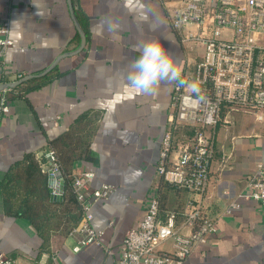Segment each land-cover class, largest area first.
Masks as SVG:
<instances>
[{
    "label": "crops",
    "instance_id": "1",
    "mask_svg": "<svg viewBox=\"0 0 264 264\" xmlns=\"http://www.w3.org/2000/svg\"><path fill=\"white\" fill-rule=\"evenodd\" d=\"M175 1L73 0L77 18L85 22V48L62 58L57 66L63 73L38 88L0 90V251L17 264H118L125 236L144 216L155 184L164 208L184 212L193 202L216 221V231L183 264H264V210L248 195L247 184L264 162V122L227 110L215 129H207L215 155L207 192L200 196L164 183L158 172L174 84L161 85L155 95L128 86L127 67L140 41L160 39L179 59L182 73L203 56L202 44H184L170 26L166 3ZM0 16L11 18L14 40L0 66V84L15 82L19 73H37L80 45L68 0H0ZM87 112L97 118L92 147L99 161H77L74 172L93 170V188L107 183L116 190L93 208L92 225L102 231L99 243L74 252L81 235L60 230L43 235L28 218L9 214L2 183L26 155L46 157L49 140ZM184 133L191 131L181 128L179 135Z\"/></svg>",
    "mask_w": 264,
    "mask_h": 264
},
{
    "label": "built area",
    "instance_id": "2",
    "mask_svg": "<svg viewBox=\"0 0 264 264\" xmlns=\"http://www.w3.org/2000/svg\"><path fill=\"white\" fill-rule=\"evenodd\" d=\"M166 10L180 40L202 44L204 54L193 69L182 73L189 82L198 81L200 91L173 86L158 172L164 183L203 196L215 155L214 136L207 129H215L227 110L251 113L264 122V0H178L166 3ZM13 45L11 18L0 16V66ZM22 76L19 73L16 78ZM1 100L2 110L8 112L5 97ZM181 128L191 133L180 136ZM44 155L41 165L54 182L53 193L64 175L55 150L49 147ZM95 175L93 170H84L71 178L82 208L81 222L70 232L81 235L74 252L99 243L102 231L92 225L93 208L116 190L107 183L93 188ZM247 184L248 195L264 210V162L249 174ZM159 189L155 184L144 216L128 230L118 264H183L216 231V221L205 207L190 202L192 208L184 212L164 208ZM166 243L169 248L163 247ZM0 264H17V260L0 251Z\"/></svg>",
    "mask_w": 264,
    "mask_h": 264
},
{
    "label": "trees",
    "instance_id": "3",
    "mask_svg": "<svg viewBox=\"0 0 264 264\" xmlns=\"http://www.w3.org/2000/svg\"><path fill=\"white\" fill-rule=\"evenodd\" d=\"M80 18L78 20L83 27L85 22ZM79 41L80 37L78 36ZM45 69L32 74L42 73ZM62 73L56 66L42 75L25 80L19 85H23L26 89L38 88ZM27 75L19 77L18 80ZM22 94L19 93L18 95ZM97 129V118L87 112L78 117L69 130L48 142L49 146L55 150L64 175V202L56 203L50 199L52 189L48 184L49 176L41 165L45 157L28 154L23 161L17 162L7 172L3 180L2 187L7 212L17 217L28 218L43 235L54 230H60L66 234L70 233L82 217L81 204L77 200L71 185V178L74 173L73 166L77 161L92 163L99 161V154L92 147V139ZM160 189L159 192H161Z\"/></svg>",
    "mask_w": 264,
    "mask_h": 264
},
{
    "label": "clouds",
    "instance_id": "4",
    "mask_svg": "<svg viewBox=\"0 0 264 264\" xmlns=\"http://www.w3.org/2000/svg\"><path fill=\"white\" fill-rule=\"evenodd\" d=\"M138 53L127 67L128 86L141 95H155L161 85L175 84L199 92L198 81L183 77L179 59L175 58L158 38H149L134 46Z\"/></svg>",
    "mask_w": 264,
    "mask_h": 264
},
{
    "label": "water",
    "instance_id": "5",
    "mask_svg": "<svg viewBox=\"0 0 264 264\" xmlns=\"http://www.w3.org/2000/svg\"><path fill=\"white\" fill-rule=\"evenodd\" d=\"M68 2H69L70 10H71L72 19L74 21V24H75V26H76L79 34H80V38H81V42H80L79 47L74 49V50H71V51L64 52V53L60 54L54 60V62L48 68H46L45 71L42 72V73H39V74H28L27 76H25L24 78H22V79H20L18 81L9 82V83H5V84H0V90L4 89L5 87L17 86V85L21 84L22 82H24L25 80H27V79H29L31 77L42 75V74L50 71L54 67H56L57 64L60 62V60L62 58L67 57V56H71V55H74V54H78L85 48V46L87 44L86 32L82 28V26H81V24H80V22H79V20H78V18L76 16V13H75V10H74V7H73V0H68ZM53 184H54V182L50 179L49 180V185L52 186ZM64 191H65V180L62 177L59 187L56 188L55 192L51 193V197H50L51 201L56 202V203H62L64 201V198H65Z\"/></svg>",
    "mask_w": 264,
    "mask_h": 264
}]
</instances>
